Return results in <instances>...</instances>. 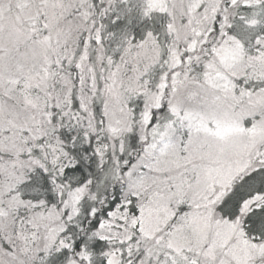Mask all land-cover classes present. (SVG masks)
Listing matches in <instances>:
<instances>
[{"label":"snow or ice","instance_id":"obj_1","mask_svg":"<svg viewBox=\"0 0 264 264\" xmlns=\"http://www.w3.org/2000/svg\"><path fill=\"white\" fill-rule=\"evenodd\" d=\"M0 264H264V0H0Z\"/></svg>","mask_w":264,"mask_h":264}]
</instances>
